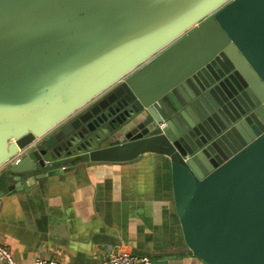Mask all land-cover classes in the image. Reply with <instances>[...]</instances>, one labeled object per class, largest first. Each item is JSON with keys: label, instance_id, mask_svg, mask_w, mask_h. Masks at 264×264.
I'll list each match as a JSON object with an SVG mask.
<instances>
[{"label": "water", "instance_id": "1", "mask_svg": "<svg viewBox=\"0 0 264 264\" xmlns=\"http://www.w3.org/2000/svg\"><path fill=\"white\" fill-rule=\"evenodd\" d=\"M188 1L0 0V195L154 153L187 249L264 264V0Z\"/></svg>", "mask_w": 264, "mask_h": 264}, {"label": "crops", "instance_id": "2", "mask_svg": "<svg viewBox=\"0 0 264 264\" xmlns=\"http://www.w3.org/2000/svg\"><path fill=\"white\" fill-rule=\"evenodd\" d=\"M0 242L19 264H110L120 250L158 264H205L186 247L172 172L160 155L93 162L0 195Z\"/></svg>", "mask_w": 264, "mask_h": 264}, {"label": "built area", "instance_id": "3", "mask_svg": "<svg viewBox=\"0 0 264 264\" xmlns=\"http://www.w3.org/2000/svg\"><path fill=\"white\" fill-rule=\"evenodd\" d=\"M1 203V199H0ZM35 264H61L59 261H49L43 257H36ZM110 264H153L152 258L147 254L120 250L111 254ZM0 264H19L13 254L11 247L0 242Z\"/></svg>", "mask_w": 264, "mask_h": 264}, {"label": "rangeland", "instance_id": "4", "mask_svg": "<svg viewBox=\"0 0 264 264\" xmlns=\"http://www.w3.org/2000/svg\"><path fill=\"white\" fill-rule=\"evenodd\" d=\"M198 1L199 0H189L188 2H187V5L186 6H189L190 4H197L198 3ZM163 17L160 15V14H157V19H158V21H160L161 19H162ZM157 25H159V23L157 24ZM155 29H153V30H150V31H145L142 35H141V39L145 36V35H148L149 33H151L152 31H154Z\"/></svg>", "mask_w": 264, "mask_h": 264}, {"label": "flooded vegetation", "instance_id": "5", "mask_svg": "<svg viewBox=\"0 0 264 264\" xmlns=\"http://www.w3.org/2000/svg\"><path fill=\"white\" fill-rule=\"evenodd\" d=\"M121 81H122V80H121ZM116 85H117V84H116ZM116 85H115V86H116Z\"/></svg>", "mask_w": 264, "mask_h": 264}]
</instances>
